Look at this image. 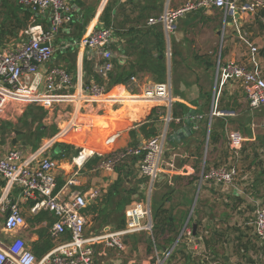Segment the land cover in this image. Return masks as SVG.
Returning <instances> with one entry per match:
<instances>
[{
    "label": "crops",
    "instance_id": "crops-1",
    "mask_svg": "<svg viewBox=\"0 0 264 264\" xmlns=\"http://www.w3.org/2000/svg\"><path fill=\"white\" fill-rule=\"evenodd\" d=\"M251 1L255 2L256 0ZM108 2L109 0H101L97 8L94 10L88 0H73L72 3L75 7V20L72 24V36H62V39L65 41H68L72 38L78 40L83 36L92 33L99 27L106 26L102 21L104 11L107 7H110L114 4L107 5ZM178 2L180 3L181 0H176L177 5H171L170 0L171 7L173 9L182 7L180 5L178 6ZM137 7L138 9L132 12L130 11L127 3H124L122 0H118V3H116L115 7L113 8L111 15V21L117 18V21L121 26H123V28L119 31L116 30L119 43L113 48L116 56L114 60L115 71L117 73H123L124 71L133 69L135 70L134 73L136 74L132 77L134 78V81H132L131 78L128 81V84L116 86L108 94L109 98L117 97L121 99V104L113 105L109 101L92 102L88 106V109L82 111L79 120L80 126L78 129L73 130L70 134L66 135L62 140H58L57 142L55 140L57 130L55 132L51 131V134L48 136V138H46L41 143V146L34 151H26L24 142H22L24 140V135L21 141H19L16 145L13 144L14 137L12 136L10 138L12 147H4V149L0 150L1 154H5L11 149H22L25 158L29 159L36 152H38V150L41 149L45 143L52 141V147L50 150H48L47 156L58 162L59 168L56 172L57 180L58 183L59 181L64 183L61 189L57 191L58 193L67 195L76 191H87L88 189L97 187L102 188L103 193L98 201L89 205L84 211V215L87 220L86 234L88 225L91 223V218L93 223L101 222L103 233L120 230L116 228L117 223L115 221V217L121 216V219L126 220L125 212L127 208L135 202L133 199L134 195L125 196L126 198H129L130 203L127 204L124 209L119 208L118 211H120V213L116 210V203L118 199L115 198V200H112L108 204L107 216L104 218V215L99 211L100 207L101 209L106 208L107 205L104 204L107 198L106 195L109 192L111 186L119 178V173L117 170L120 169L122 171L123 167H119L114 174H107L101 171L95 172L93 170L99 161L95 163L94 161L96 158H93L88 161L85 167L79 172L74 162L71 161L75 157H72V159L70 158L71 160H69L68 156L64 157V154L57 150V145L65 144L66 146L70 147V149L76 150L79 149L80 146L102 149L101 141H103L107 136L116 134L118 139L114 145V149L135 147L144 142L146 137L150 139L156 134H159L162 131L164 132L168 123V118L172 119L171 111H169L168 108L161 103L153 104L141 99L138 101H133L131 99H134L133 97L141 96L145 89L152 85L158 84L156 81L157 79H154L159 77L156 68L160 64L166 68V82L171 83L172 85L173 68L171 62H166L167 57H169L166 46H169L172 36L176 37L180 34H185L186 27L184 24H188V19L190 18L186 17L180 21L179 24H182V29L178 31L177 26L179 20L181 19L180 18L176 23L174 31L169 34V36H166L162 25L151 24V21L158 20L162 16L164 10L160 16H157V9L160 8L158 5L146 6L145 2H142L141 5L137 3ZM262 8L263 7L253 14H241L239 18L234 20V22L228 23L226 36L233 34L239 40L240 45L246 49V55L244 57L245 62L240 63L246 65L249 68L257 69L264 78V18H261L260 21L258 20L259 13ZM204 11L200 10L198 12L192 13V19L200 20L205 18L206 13H204ZM217 11H219L221 15L220 22L217 23L212 21V23L220 26L221 31L219 36H222V30L224 26L223 14L220 10ZM255 22H257L256 25ZM257 25V36L253 38L254 33L250 32V30L252 29L253 31ZM112 26L114 27L113 23ZM158 33H160V35L162 34L161 36H163V39L161 40L163 43L162 45L164 46V48H162L163 53L155 38V35ZM202 37L203 35L201 38ZM250 46L256 47L258 49L256 55L251 54ZM70 55L75 56L74 60L69 59ZM219 57L222 59V64L230 63V61H225L226 58L223 57V49L220 50V53L216 59L217 61ZM59 58L63 61V63H58ZM197 59H199V61H204L200 57H197ZM207 61L212 64L210 60L202 62L204 63L205 67L202 72V69L199 70L201 74H199L198 80H196V76L193 74L192 81L185 84L182 80H180L181 77L179 78L178 74L176 77L175 86L174 84L172 85L173 104L180 103L186 106L189 112L186 113V116H184L182 121L180 119H176L168 125L169 139L165 146V155L168 152L170 157L168 158L169 161L167 168L163 169L162 166V175L159 182L155 184L156 187V185L160 184L162 180L168 179L169 185L165 186L168 192L164 193L161 197L157 196L159 204L157 201H155L157 205L156 207L163 205L165 208L172 210L174 217L177 218V221L182 223V227H185L187 222L190 225L193 222V234L191 233V235L199 240L197 241L198 244L205 250H207V247L210 248V245H212L211 247L214 246V248H218L219 244L223 243L222 241L227 240L230 244L234 245L237 244V240L235 237L231 238L230 234L225 235V237L222 238L216 237L214 236V233H218L217 230H215V232L209 236L210 228H212V226H210L211 221L205 220L204 222L202 219H199V215H197L199 214L198 205L200 203L198 200L202 190L203 193L207 192L212 196L214 195L212 190H216V188H220L218 192H221L222 189L226 190V187H231L232 193L231 196L228 197L229 199L231 198L242 202L244 201L246 204L248 201H252L254 206H259V204L263 203L264 201V174L261 175V173L264 171V164L259 162V160L255 161L253 153V149L255 148H264V108L260 110H253L249 107L244 89L240 83L234 81H228L223 85H220V82L217 83V61L214 67L213 64L211 66L207 65ZM232 62L235 61L233 60ZM51 65L66 67L68 71L72 73L75 79L77 76L79 77V75L83 80L86 78L87 81L91 80L92 78V63L85 60L83 51L79 49L69 48L67 51L59 53ZM205 70L214 71L213 76L211 72L209 81H207V74L209 72H206ZM202 77H204V79L199 80ZM211 82L214 91H206L204 89L205 85ZM233 83H238L242 92L228 91L227 87L232 86ZM188 84H191V86H188ZM223 88L227 89L226 94H228V99L226 103L223 102V98H219ZM139 89L142 93L136 94L134 91H138ZM209 99L210 104L207 108V101H209ZM214 101H216L215 107ZM204 106L207 111H202L205 109ZM28 108L29 107H22L19 104L10 105L4 115L0 117V121L5 119L8 114L16 111H20V114H24ZM70 109L73 110V108ZM178 120L180 121L178 122ZM43 123L44 127H47V125H45V120ZM13 124L14 123L9 124L11 125L9 127H14L15 124ZM190 124L194 125L189 127ZM140 128L143 130H148L149 136L145 137V133L143 131L144 135L142 133V135H139L138 139L135 141L133 140L134 131L139 130ZM13 130L14 129L12 128L11 133L15 135ZM150 131L156 132L151 134ZM232 132H239L244 138V143L240 149H232L230 146L229 134ZM138 134H141L140 131H138ZM204 139V148H206L205 155H203L202 152L199 153L200 150H203V147L201 148V142H203ZM208 149L212 153L209 159H207ZM249 149H251V151H249ZM60 161H62V164ZM223 166H236L239 169L240 175L234 183L223 185L214 183H200L201 176L204 171L211 167L220 168ZM128 170L132 171V174H126L125 172L123 174V171L121 172L123 177L126 179L122 187L126 191H137L141 186L139 184L143 182L139 181V179L142 177H140L137 161L134 162L133 166H131V168ZM196 170L198 173H196ZM98 174L101 177H97ZM195 177H197L198 180H194ZM72 179H76L79 185H69L68 182ZM132 182L137 183L135 184V188L128 189L125 187V184L130 185ZM98 183H101L102 186H96ZM178 184H185L187 188H192L188 196H183V194L180 193ZM171 185H174L175 188H170ZM196 187H198L196 195L189 197L193 191H195ZM5 188V181L0 179V202L10 205H17L21 210L26 223L24 227L17 233L8 234L5 232L4 228L6 215L0 213V243L5 245L6 243H10L14 238H20L26 243L27 247L33 252L37 259L43 258L58 245V242L54 241L50 235V231L56 222L54 214L48 211L32 213L31 209L34 205L33 203H35V200L32 197L25 195L18 187H13L9 191H6ZM174 194L182 195L183 197L176 199L173 197ZM215 196L217 197V195ZM153 198H151V207H153ZM173 199L178 201V204L175 206L170 205L171 202H174ZM187 206H190L191 208L187 211H182L187 208ZM121 210H123V212H121ZM176 211L178 213H176ZM194 217H196V221H193ZM113 218L114 221L110 222L109 219L113 220ZM51 220H54L53 225H51ZM194 225L197 227L195 232L193 230ZM235 226L241 228L242 223L237 221ZM220 227V223L215 225V229H219ZM238 228L236 230L237 232L241 230ZM199 229L201 234L198 233ZM220 232L222 231L220 230ZM184 235L182 237H184ZM66 238L67 237H64L63 240ZM241 243L246 246V249L239 250L237 247L233 246L234 250L232 252L220 256L221 263L213 253L207 255L206 260H216V262L213 263L201 261V263L264 264V251L261 253L256 251L258 242L254 235V231L252 239L242 238ZM152 244L153 252L154 243L152 242ZM156 246L159 251L160 249L157 243ZM174 246L175 244H173L172 247ZM165 250L166 249L160 250L159 253H164ZM103 252V248L99 247L96 252V259L99 257L105 262L109 252ZM103 261L101 263H103ZM150 261L151 258L149 261H143L142 264H149ZM118 262L119 261L115 262L108 260L105 262V264H117Z\"/></svg>",
    "mask_w": 264,
    "mask_h": 264
},
{
    "label": "built area",
    "instance_id": "built-area-1",
    "mask_svg": "<svg viewBox=\"0 0 264 264\" xmlns=\"http://www.w3.org/2000/svg\"><path fill=\"white\" fill-rule=\"evenodd\" d=\"M72 2L73 0H17L19 7L32 14V20L17 36L0 47V117L10 105L41 108L46 113L43 119L45 125L57 130L56 142L79 128L80 115L92 102L109 101L113 105L121 104V99L108 97L110 92L107 85L109 75L115 71L116 56L113 48L119 43L116 29L113 26H101L78 40L72 38L65 41L62 36H72V24L75 20V7ZM261 7H264V0H196L173 9L168 0L162 16L151 21V24L162 25L166 36H169L177 21L185 15L202 9H217L223 14L224 39L229 19L232 17L234 22L237 18L236 11L240 15L253 14ZM69 48L82 50L85 60L92 63L93 77H99L105 84L100 85L93 79L86 84L80 75L75 79L66 67L51 65L59 53ZM250 50L252 55L258 52L253 46H250ZM228 81L242 85L251 109L264 108V78L257 69L236 62L222 64L219 57L217 83L223 85ZM133 98V101L141 99L153 104L161 103L171 111L172 85L167 82L158 83L145 89L141 96ZM215 105L216 101L214 107ZM171 120L168 118L164 132L135 147L114 149L118 136L113 134L101 141L102 149L87 146H80L78 149L79 153L73 162L79 172L88 161L96 157L99 158V163L93 171L107 174H114L129 160L138 159L140 176L147 179L145 197L132 203L125 212L124 228L99 235H86L87 220L84 211L98 201L103 190L97 187L67 195L58 193L56 172L59 164L47 156L52 141L45 143L29 159L25 158L22 149L0 153V179L5 181V190L18 187L25 195L32 197L35 200L32 213H53L56 222L50 235L58 242L41 259H37L20 238H14L5 245L0 243V264H98L96 252L99 247L103 248V253H125L128 249V238L144 233L154 243L149 264H167L175 247L166 249L164 253H159L157 249L153 235L151 197L154 185L162 175L165 146L169 139L168 125ZM229 141L232 149H240L244 138L241 133L232 132L229 134ZM239 175L236 166L211 167L203 172L200 183L232 184ZM68 184L79 185L76 179L70 180ZM0 213L6 215L4 228L8 234L17 233L26 223L17 205L0 202ZM185 230L186 228L182 236ZM190 235L191 232H188V236ZM254 235L258 244L264 245V208H258L255 213ZM64 237L67 238L63 240Z\"/></svg>",
    "mask_w": 264,
    "mask_h": 264
},
{
    "label": "rangeland",
    "instance_id": "rangeland-1",
    "mask_svg": "<svg viewBox=\"0 0 264 264\" xmlns=\"http://www.w3.org/2000/svg\"><path fill=\"white\" fill-rule=\"evenodd\" d=\"M101 0H88V2L91 4L92 8L95 10L97 8V6L99 5ZM116 0H109L107 5H112ZM124 1V3H127V5L130 8V11L134 12V10H137V3H139V5H141L142 2H145V5H158L160 7L161 12L156 13L157 16H160L166 6V3L168 2V0H122ZM195 0H181V2H178V6H184L186 5L188 2H194ZM185 2V3H183ZM171 5H177L176 0H171ZM141 7V6H140ZM204 13H206L205 18H202L200 20L198 19H192V13H189L187 15H185L183 18H181L178 22V31H180L182 29V24H179L180 21L182 19H185L186 17H189L190 19H188V24H184V26L186 27L185 30V34L184 35H179L176 37L172 36V39L169 42V46H166L167 48V53H169V57H167L166 62H171L172 64V68H173V77H172V85L176 84V77L179 74V78L180 80H182L185 84L189 83L192 81L193 77L192 75L194 74L196 76V80H198V76L199 74H201V72L203 71L205 65L204 61L206 60H210L213 64V67L216 63V59L217 56L220 53V50L223 49V57L226 58L225 61H230L232 62L233 60L236 63H240V62H245V55H246V49L240 45L239 40L233 35L230 34L229 36H225L226 38H222V36H219V33L221 31L220 26H217L215 24L212 23L213 22H220V18L221 15L219 13V11L217 10H205ZM132 14V13H131ZM209 18V19H208ZM112 23L114 24V28L116 30H120L123 28V26L120 25V23L117 21V18L114 19L112 21ZM257 24V22H255V25ZM254 27V26H253ZM250 32H253V38H255L257 36V32H258V25L255 27V29L252 31V29L250 30ZM203 35V39L201 38V36ZM13 37L9 38L12 39ZM74 55H70L69 59L74 60ZM197 57H200L202 60L204 61H199V59H197ZM67 60V59H66ZM68 62V61H67ZM58 63H63V61L59 58V62ZM200 67V68H199ZM178 69H179V73H178ZM200 69L201 72L199 71ZM213 70V69H212ZM212 70H205L206 72H209L207 74V81H209L211 72H212V76L214 75V71ZM166 78L165 77V82H166ZM157 78H155L154 80H156ZM204 77L200 78L199 80H203ZM188 86H191V84H188ZM228 91H241L240 85L238 83H233L232 86H228ZM206 91L211 90L214 91L212 82L211 83H207L205 85L204 88ZM226 88L222 89V92L220 90V99H224V103L227 102L228 99V94H226L227 89ZM219 91V90H218ZM136 94H141V90L139 89L138 91H134ZM219 94V92H218ZM218 97V96H217ZM204 103V101H203ZM210 104V99L209 101H207V108ZM205 108V106H204ZM29 109V108H28ZM203 109V108H202ZM202 111H207V109H203ZM263 111V110H262ZM43 115L40 112L39 109L37 108H33V109H29L26 110V112L24 114H20L19 112H13L11 114H8L7 117L3 120L0 121V150L5 148H11L12 144L10 142V138L13 136L14 139H17L16 135H13L11 133L12 128L14 130H18L21 131L25 134L24 135V140L22 142H24V147L26 148V151H34L36 149H34V147L36 148V146L40 147L41 143L48 138V136L51 134V130L52 127H45L43 129V131L41 130L42 127H44V123H43ZM167 119V118H166ZM166 122V121H164ZM171 122V121H170ZM169 122V123H170ZM14 123V127H9ZM152 124V123H149ZM138 131H140L141 134H138ZM143 129H139V130H135L134 131V136H133V140H137L139 135H142L143 133ZM144 135V133H143ZM146 137V135H144ZM149 138L146 137V140H148ZM18 144V143H16ZM9 146V147H8ZM203 147V150H200V152H202L203 155H205L206 152V148L205 147V139L203 142H201V148ZM249 151H251V149H249ZM198 154V153H197ZM259 154L261 155V158L259 160V162L264 164V152L262 148H259ZM170 154H168V152L165 155V159H164V164H163V169L167 168V164H168V158ZM212 153L210 152V150L208 149V155H207V159H209L211 157ZM69 157V156H68ZM71 157H69V160ZM73 162V160H71ZM60 163L62 164V161H60ZM97 163V162H95ZM264 167V166H263ZM94 175V174H93ZM99 175V174H98ZM97 177H101L100 175ZM141 177V176H140ZM145 180V181H144ZM139 181H143L142 183H140L139 185H141L137 190V194L134 195L133 199L135 201L140 200L142 198V196L144 195V193H146V189H147V180L144 178L139 179ZM138 181V182H139ZM159 182V181H158ZM135 184L137 183H131L130 185H126L125 187L128 189H133L135 188ZM166 185H169V181L168 179H164L160 182V184L154 185L153 188V194L152 197L153 198V206L156 207V202L159 204L158 201V197L163 196L164 193H167V189L165 188ZM96 186H102L101 183L96 184ZM199 186V185H198ZM170 188H175L174 185L170 186ZM178 188L181 194H183V196H188L191 189L192 188H187L185 186V184H178ZM158 189V190H157ZM203 189V188H202ZM198 190V187L195 188V191H193V193L191 194V196L189 197H193L196 195V192ZM218 190H220V188H216V190H212V192L214 193V195H209L207 192L202 193L200 195V198L198 201H200L198 207H199V219H202V221L205 222V220L211 221L210 226H212V228H210V233L209 236H211V234H213L215 232V230H217L218 233H214V236L216 237H225V235H231L232 237L237 238L240 234V232H236L235 229L238 228L235 226V224L237 223V221H239L240 223H242V227L238 228L241 229V231H244L246 233L245 238L248 239H252L253 237V231H254V222H255V213L256 210L259 208H264V201L263 203L259 204V206H254L252 201H248V203H244V201H238L235 199H229L228 197L231 196L232 193V188L226 187V190H221V192H218ZM158 191V193H157ZM217 195V197L215 196ZM158 196V197H157ZM182 195H178V194H174L173 197L176 199H180L183 197ZM166 197V195H165ZM226 199H225V198ZM201 199V200H200ZM174 200V199H173ZM164 201V200H162ZM181 202V201H180ZM179 202V203H180ZM101 204V203H100ZM178 201L171 202L170 205H177ZM167 206H169L168 204H166ZM252 205V206H251ZM173 206V207H174ZM153 208V207H152ZM191 207L187 206V208H185L182 211H187L189 210ZM201 208V209H200ZM240 209V210H239ZM178 211V210H177ZM176 211V213H178ZM181 211V210H179ZM225 216V217H224ZM90 219V218H89ZM91 223H89L88 228H87V236H91V235H99L103 233V227L101 226V222L98 223H93L92 222V218H91ZM101 221H102V217H101ZM110 222L114 221L109 219ZM193 221H196V217H194ZM221 224V227L219 229H215V225L217 224ZM192 225L193 222L187 225L186 230H185V235L184 237H181V239L179 240V242H181V244H184V250H187V253H190L192 255L193 259L198 260L199 262H211L206 260V256L210 255V254H215L216 258L219 260V262L221 263V259L220 256L226 254V253H230L234 250L233 246L236 247L237 244H230L227 241H222L223 243L219 244L218 248H214L211 247L212 245H210V248L207 247V250H205L202 246H200L198 244L197 238H195L193 235L188 236V232L192 233ZM184 227V226H183ZM181 229L180 234L183 231V228ZM203 230V229H202ZM220 230L223 232H220ZM204 232V230H203ZM202 232V234H203ZM198 233H200V229L198 230ZM222 233V234H221ZM225 233V234H224ZM201 234V233H200ZM220 234V236H219ZM208 236V237H209ZM249 236V237H248ZM180 235L178 236L177 240L179 239ZM149 237L144 233V234H140V235H136V236H132L130 238H128V240L126 241L127 243V251L125 253H117L115 251H109L108 253V257L106 259V261L108 260H112V261H119L117 264H129V263H133V264H142L143 261H149V259L151 258V253L148 252V247H149ZM179 244V243H178ZM158 247L160 245H162V243H160L159 241L157 242ZM178 246V245H177ZM232 247V248H231ZM99 249V248H98ZM160 251V250H159ZM206 251V252H204ZM254 251V250H253ZM256 251L258 253H261V251L257 248ZM214 256V255H213ZM103 261L102 258L97 257V263L98 264H105V262L103 261V263H101ZM181 262H183L182 260L180 261V259H174L172 257L169 258L168 263L167 264H180ZM109 264H114V263H109Z\"/></svg>",
    "mask_w": 264,
    "mask_h": 264
},
{
    "label": "trees",
    "instance_id": "trees-1",
    "mask_svg": "<svg viewBox=\"0 0 264 264\" xmlns=\"http://www.w3.org/2000/svg\"><path fill=\"white\" fill-rule=\"evenodd\" d=\"M116 3H118V0H116L112 6L107 7L104 11L102 21L104 22V24L107 27L112 26L111 15H112V10L115 7ZM158 12L159 13L161 12L160 8L157 9V13ZM32 17H33L32 14L28 10H24L17 5V0H4V3H3L1 10H0V47L6 41L10 40L9 38L17 36L21 30L25 29L30 24ZM261 18H264V7L260 10L258 20L260 21ZM81 31H82V29H81ZM161 35H160V33H158L157 35H155V38L157 40L158 46H160V49L163 53L162 48H164V46L162 45L163 43L161 41L163 39V36H161ZM207 65L211 66L212 64L209 61H207ZM156 70H157V74L159 75V77L156 80L157 83H164L166 68L162 64H160V65H158ZM134 71L135 70L130 69L128 71H124L123 73H117L116 71L111 73L109 75V82L107 83L108 92H111V90L116 86L128 84V81L133 76L136 75L134 73ZM91 76H92L91 80L92 79L95 80L100 85L105 84V82L102 79H100L99 77L95 76V78H94L93 74ZM91 80L87 81V79L84 78V82L86 84H89L91 82ZM33 108L39 109L43 115V118L45 117L46 113L43 109L35 107V106L29 107V109H33ZM29 109H28V111H29ZM187 112H189V111H188V108L186 106H184L180 103L173 104L172 110H171L173 120L170 122V124L176 119H180L182 121L184 116H186ZM44 128L45 127H42L41 130L43 131ZM51 131L55 132L56 129L52 128ZM144 133L146 136H149L148 130L144 129ZM37 148H38V146H36V148L34 147V149H37ZM57 150L60 153L62 152L64 154V157L69 156V157H71V159H72V157H76L79 153L78 149L77 150L76 149H70V147L66 146L65 144L64 145H57ZM263 152H264V148H263ZM253 153H254L255 161L260 160L261 155L259 154V149L258 148L253 149ZM70 154H72V155H70ZM98 161H99V158L96 157L94 162H98ZM136 161L138 162V159L129 160L128 161L129 163L127 162L128 164L126 163V165L122 166L123 168L122 167L121 168H122L123 174H124V172L126 174H132V171H129L128 169L131 168V166H133V163ZM122 171L120 169L117 170V172L119 173V178L111 186L109 192L106 195L107 198H106L105 203H104L105 205H107L106 208L101 209V207H100L99 211L101 212V214L104 215V218H105V216H107L108 204L112 200H115V198L118 199V201L116 203V205H117L116 210H117V212L120 213V211H118V209L119 208L124 209V207L130 203L129 198H126L125 196H127V195L132 196V195L137 194L136 190L126 191L122 187L123 183L126 181V179L123 177V174L121 173ZM196 173H198V171ZM263 174H264V171L261 173V175H263ZM194 180H198V178L195 177ZM63 184H64L63 182L59 181L57 191L61 189ZM142 197H144V195ZM121 212H123V210H121ZM152 218H153V222H154V234H153L154 239H155L156 243L158 241L160 243H162V245L159 246V249L163 250V249L171 248L173 246V244L176 243L177 238L180 235V232L182 229V223L177 221V218L174 217L172 210L165 208L163 205H160L159 207L153 206ZM115 221L117 223V227H116L117 229L124 228L125 220L121 219V216H116ZM53 224H54V220H51V225H53ZM198 226H199V223H198ZM236 230H237V228L235 229V231ZM239 232H240V234L236 238V240H237V246L236 247L239 250L246 249L245 248L246 246L241 243L242 238H245L246 233L244 231H241V230ZM149 239H150L149 240L150 244L148 247V252L152 253V247H153L152 239L151 238H149ZM249 244H250V242H249ZM183 245L184 244H181V242H179L178 246L175 248L174 252L171 255L172 258H174V259L178 258V259H180V261L182 260L183 262H181L180 264H203V263L199 262L198 260L193 259L192 255L190 253H187V250H184ZM257 248L261 252L264 251V245L257 244ZM211 262L214 263V262H216V260H212Z\"/></svg>",
    "mask_w": 264,
    "mask_h": 264
},
{
    "label": "water",
    "instance_id": "water-1",
    "mask_svg": "<svg viewBox=\"0 0 264 264\" xmlns=\"http://www.w3.org/2000/svg\"><path fill=\"white\" fill-rule=\"evenodd\" d=\"M3 3H4V0H0V10H1V7H2ZM201 11H204V10L202 9ZM235 16H236L237 18H239V17H240V13H239L238 11H236V12H235ZM230 22H233V18H232V17L229 19V23H230ZM193 125H194V124H190L189 127H192ZM154 132H156V131H150L151 134H154ZM13 133H14V134L16 135V137H17V139H14V140H13V144L16 145V143H18L19 141H21V139H22V137H23V133H22L21 131H18V130H13ZM8 215H9V213H8ZM8 215H7V216H8ZM187 225H188V222L186 223V226L184 227V229L187 227ZM196 228H197L196 225H194V226H193V230H194V232L196 231ZM184 229H183V230H184ZM182 233H183V231H182ZM182 233H181L179 239L176 241L174 247H176V246L178 245L179 240H180L181 237H182Z\"/></svg>",
    "mask_w": 264,
    "mask_h": 264
},
{
    "label": "bare ground",
    "instance_id": "bare-ground-1",
    "mask_svg": "<svg viewBox=\"0 0 264 264\" xmlns=\"http://www.w3.org/2000/svg\"><path fill=\"white\" fill-rule=\"evenodd\" d=\"M90 151V150H89ZM87 153V152H86Z\"/></svg>",
    "mask_w": 264,
    "mask_h": 264
}]
</instances>
